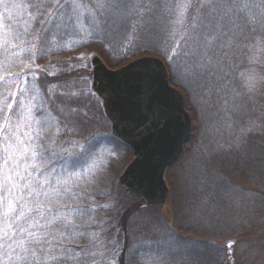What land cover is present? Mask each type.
<instances>
[{"label":"trees","instance_id":"trees-1","mask_svg":"<svg viewBox=\"0 0 264 264\" xmlns=\"http://www.w3.org/2000/svg\"><path fill=\"white\" fill-rule=\"evenodd\" d=\"M193 2L195 4H193L192 13H195L200 1ZM138 3L144 7L151 6L150 12L143 13V15H151L155 12L153 6L156 7L158 2L157 0H138ZM240 3L249 4L247 9L236 16L240 18L243 15L244 19L242 21L237 18L235 33L229 28L226 30V36L216 40V43L213 42L210 52L213 58L210 63L213 64L204 70H198L194 76H188L193 82L203 83L201 94L204 101L198 112L205 108L204 111L210 118L200 132L197 131L198 128L193 129L194 137L196 133L198 139L202 141L200 143L196 141L191 148H188V145L186 155L181 156L182 169L189 156L193 155L196 163L194 168L183 171L184 189L177 190L172 187L170 171L167 173V178L165 176L169 187L168 201L172 222L170 225L167 223L166 218L159 212V205L144 204L138 210L140 212L133 213L130 223L127 224L125 264H145V262L146 264H224L227 252L225 247L217 241L234 236L241 237L234 246L236 264H258V254L264 246V238L253 236L264 232V24L259 19V15L264 14L260 8L253 5L264 4V0H240ZM139 20H141L139 24L142 23V19ZM190 21L191 19L188 23ZM4 22L11 24L17 32L25 35L26 40L28 36L25 30L31 32L35 26L28 29L22 26L16 17ZM143 29L140 27L137 31L129 33L126 45L134 44L135 38L140 39L143 35L146 37L153 34L149 33L151 30ZM102 42L111 44L104 39ZM164 42L167 45L164 49L165 54L174 56L178 52L179 56L176 58L186 62L185 68L192 65V47L182 36L171 31L165 34ZM33 43L36 44L35 48H32L30 43H25L21 45V48L9 49L7 55L0 49V105L4 106V111L0 112V120L5 113H11L13 123L20 121L21 102L26 105L31 104L32 120L30 124L22 125L20 134L31 132L33 140L29 146L37 153L36 163L42 168L47 166V172L51 173L48 179L54 184V178L80 172L88 168L92 160L79 161L76 156H69L67 153L57 166L55 163L53 166L52 159L53 157L56 159L54 150L57 145L50 139H42L37 135L39 127L37 120L46 119L53 124L54 128L56 123L63 119L61 109L65 111L69 108L75 109V102L68 104L67 101L69 99L75 101L76 98L71 94V90L65 88L61 89L62 93L51 92L54 85L47 84L38 74V66L52 70L53 66L60 65L55 59L57 53L54 50L58 43H50L48 39L33 41ZM221 45L224 47L222 48ZM75 48L73 45L67 46L64 52H72ZM33 52L36 53V57L31 64L32 71L29 74L20 76L9 74V72L13 74L19 72L20 62H27ZM225 53H227L226 56ZM222 56L226 66L222 64L218 66L220 70H217L215 64ZM213 69L217 72L212 71ZM221 71H225V75L220 74ZM244 73H249L254 78L258 75L254 80L256 84L252 87L253 89L244 93L245 96L240 90V77ZM217 86H221L220 93H215ZM225 92L227 97L223 101ZM228 98L230 103L226 105L224 103H227ZM238 102L241 103V107L239 104L234 111L229 108L231 103L235 108ZM9 103L13 105L12 110L6 108ZM72 118L76 121L77 131L80 133L74 139L87 144V141L83 139L88 134L86 130L91 127V122L86 124L77 111ZM56 139L64 140L63 136ZM220 141L221 147H218ZM212 142L215 144L212 145ZM203 146L209 149L205 150ZM72 147L73 152L78 153L76 151L79 147L75 145ZM41 154L44 159L40 158ZM73 164L76 166L72 167ZM100 175L102 178L99 184L93 186L88 193L93 199L69 198L68 203L97 205L94 214L97 223L91 225L86 238L80 239L79 243L86 245L89 240L98 239L99 247L93 249L97 252L94 257L97 264H116L115 254H108L110 259L107 260L104 259V255L110 251H116L117 218L128 196L123 193L122 197H112L118 191H122V186L119 187L117 183H114L111 189L114 192L113 195L104 194L102 188L105 185L106 176H103V171ZM110 179L112 183L115 176ZM103 205L108 207H102ZM145 211L149 214H145L147 220L139 222L137 216ZM99 221H105V223L101 226ZM159 232L161 236H157ZM96 233H99L98 238L95 237ZM113 241L115 244L112 243ZM72 247L75 248V244ZM76 251L79 249L77 248ZM150 257L160 259L151 260ZM68 264H78V262L69 261Z\"/></svg>","mask_w":264,"mask_h":264},{"label":"snow or ice","instance_id":"snow-or-ice-1","mask_svg":"<svg viewBox=\"0 0 264 264\" xmlns=\"http://www.w3.org/2000/svg\"><path fill=\"white\" fill-rule=\"evenodd\" d=\"M0 5L3 6V12L0 13V49L5 55L9 49L21 48L25 43H30L31 47L35 48L33 41L46 40L47 34L53 30H67L72 27L73 18L81 7L76 0H21L19 3L0 0ZM253 6L260 8L264 14V4ZM192 7V0L165 5L170 14L175 12V19L170 23L184 26L185 32L190 28L194 33L191 37L193 63L184 69L186 76H194L198 70L207 67L212 61L210 52L213 42L227 35L225 29L233 23L234 16L247 9L249 4L240 3V0H200L196 15L191 17V24L186 25V14ZM18 10L27 12L30 19L39 25L33 27L31 32L25 30L27 40L25 35L17 32L11 24L4 22L13 20V13ZM151 10V7L131 4L128 0H95L93 6L88 9L97 24L109 19H128L133 14L142 18L143 13ZM35 57L36 53L33 52L27 62H20L19 72L9 74H29ZM78 59H83V56ZM223 59L222 56L217 61L218 66H222ZM172 71L175 73L177 69L173 67ZM246 87L250 88L251 85ZM73 102L71 99L67 101L68 104ZM6 108L12 110L13 105L9 103ZM20 109V121L13 123L11 113H5L0 120V264H68L69 261L97 264L94 259L97 252L93 249L99 247L98 239L89 240L86 245L79 243L80 239L86 238L91 225L97 223L94 219L97 205L72 204L67 201L69 198L93 199L88 193L102 178L100 173L103 169L97 163L99 157L94 158L92 164L80 172L54 178L53 184L48 179L51 173L47 172V166L42 168L36 163L37 153L29 146L33 140L31 132L20 134L22 125L30 124L32 120L31 104L21 102ZM3 111L4 106L0 105V112ZM61 112L63 119L57 122L54 128L46 119L37 120V135L42 139H50L52 143L56 142L57 137L63 136L80 149L79 153L69 152L68 149L63 151L69 156H76L79 161L93 157L90 148L74 139L80 134L77 131L78 125L72 118L76 110L61 109ZM40 158L44 159L43 154ZM104 223L105 221H99L101 226ZM101 230L103 231L102 227ZM98 236L99 233H96L95 237ZM112 243L115 244V241ZM73 244L75 248L72 247ZM77 248L79 251H76Z\"/></svg>","mask_w":264,"mask_h":264},{"label":"rangeland","instance_id":"rangeland-1","mask_svg":"<svg viewBox=\"0 0 264 264\" xmlns=\"http://www.w3.org/2000/svg\"><path fill=\"white\" fill-rule=\"evenodd\" d=\"M193 1L192 3L195 4V2ZM12 2L19 3L21 2V0H12ZM24 2H29V0H24ZM76 2L80 4L81 7L77 10L76 16H74L73 18V26L68 28L67 30H53V32L47 34L48 42L50 41V43H58V46L54 47V50H56L57 53L55 59L60 63V65H56V67L53 66L52 70L44 68L43 66H38V74L47 84L54 85V87L51 88V92L62 93V88L71 90V94L76 98V100L74 101L76 105L75 110L80 113L81 118L84 122H86V124H89V122H91V127L88 128L89 130H86V133L88 131V134L85 137L86 140L83 139V141H87V144L84 142L80 143L85 144V147H88L92 150L93 157L89 158V160H93L94 158L99 157V160L97 162L100 168L103 169V176H106V180L103 179L105 180V185H103L102 188V190L104 191L103 193L110 194V196L113 195L114 192L111 189L114 183H117V185L121 187L118 182V176L122 172L125 165L130 161L133 154L130 147L112 133L111 122L103 112L101 98L98 97L96 93L91 89L92 66L90 63V58L93 54L99 55L104 64L110 68H117L127 63L128 61L142 55L158 57L165 65L169 83L182 93L184 106L189 112L191 118V129L189 137L183 144L182 150L179 153L177 159L171 165H169L164 172V177L166 176L167 178V173L170 171L169 175L172 187H175L177 190H183L185 184L183 183V171L186 172L189 168H194V165L196 166V163L194 162V156L191 154L192 156H189L190 158H187L188 160L184 168L182 169L180 167V160L182 159L181 156L184 157L186 155V150L188 148H191L192 145L196 143V141H198L199 143L200 141H202L201 139H198L196 133L194 137L193 129L198 128L197 131L200 132L201 128L203 126H206L207 120H209L210 116H208L207 112L204 111L205 108H202L201 111L198 112L201 103L203 106L204 101L201 94L203 83H198L196 81L193 82L191 77L185 75L184 68L186 67V62L180 58H176V56H179L178 52L174 55L175 57L172 54L168 55L164 53V49L167 46L164 42V37L165 34H168V32L171 31L176 32L178 36H182V38L188 41L189 45L193 47L191 37L194 35V33L190 28L187 32H185L184 26L170 23L171 20L175 19V12L173 11L170 14L165 8V5H174L175 3L182 2V0H157V6H153L155 8V12H153L151 15H143V17L141 18L140 15L133 14L128 19H109L108 21L99 24L93 21L88 11V9L91 8L95 3V0H76ZM128 2L131 4H139L138 0H128ZM2 12L3 6L0 5V13ZM191 13L192 8H190L188 13L186 14V25H190L192 21H190L189 23L188 21L191 19V17L196 15V12L192 14ZM13 15L17 18V21L22 26L28 27V29L34 25V27H39V25L35 21L30 19L28 13L25 11L18 10L17 12H14ZM238 15L239 13L234 16L233 23L225 29V32L230 28V31L235 33V26H237L238 24L236 20L239 19L243 21L244 19L243 15L240 18L237 17V19L236 16ZM76 17H78V19ZM139 19H142V23L140 24L139 22L141 20ZM259 19L261 23L264 24V15H259ZM245 23L247 24V22ZM140 27L144 28L143 30L145 31L151 30L149 31V33H153L154 36L151 37V35L153 34L148 33L149 35L146 37L143 35V37L140 39L135 38L136 42L134 44L126 45V42L128 41V34L137 31L138 29H140ZM102 39H104V41H108V44H111L107 45L103 43ZM214 43L216 42L214 41ZM70 45L76 47L75 50L65 53L64 51L67 49V46ZM232 53L233 52H231V54ZM81 56H83V59H78V57ZM249 61L251 62L250 59ZM212 64L213 63H208L207 66ZM223 64H225L226 66L225 61H223ZM215 65H217V63ZM173 67L177 69L175 73H173L172 71ZM216 69L220 70L218 65ZM212 71L217 72L214 69ZM220 74L225 75V71H221ZM257 76L254 78L249 73H244L240 77V90L241 92H243L242 95L253 89L252 87L256 84L254 80L257 79ZM60 82L65 83L63 85L58 84ZM248 84L251 85L250 88L246 87V85ZM220 87L221 86H217L218 89L215 90V93H220ZM49 96H51V93ZM226 97L227 96L225 92L223 93V101L226 99ZM229 100L230 99L228 98L227 103L224 104L227 105L228 103H230ZM230 105L231 106L229 108H232L233 111L238 106L241 107L240 102L236 103L235 108L232 107V103ZM194 106L196 107L195 109ZM225 130L227 131L228 129ZM65 141L66 143H64ZM68 142L69 141L65 139H56L55 144L57 145V147L54 150L56 152V159H54V157L52 159L53 166L54 163L57 166L67 154V152L63 151V149H68L69 152H73V144ZM215 142H212V145L215 144ZM221 143V141L218 142V147H221ZM188 145L189 147L187 148ZM209 145H211V143H209ZM75 147L78 146L75 145ZM203 147L205 150L209 149V147L207 146ZM79 151L80 149H78V151L76 152L79 153ZM113 176H115V179L111 183L110 178L112 177L113 179ZM167 182L166 185L168 191L165 197V202L159 205V212L166 218L167 223L170 225V223L172 222V216L170 211V204L168 201L169 187ZM121 189V192L118 191L116 194H114V196H112L122 197L123 193L128 196L126 197L127 199H125L124 201V207L119 211V215L117 218L118 233L116 235V238L118 239V246H116V251H110L106 253V255H104V259L107 260L110 259L108 258V254H115L116 264H125L124 252L126 246V233L128 227L127 224L128 222L130 223L131 215L133 213L140 212L138 210H140L144 206V204H147L140 196L130 192L124 187H121ZM69 201L70 200H68L67 202ZM145 214L149 215L148 212L145 211L143 212V214L137 216L139 218V222H144V219L147 220V216ZM157 236H161V233L159 232ZM255 236L264 238V232L254 235L253 237ZM240 238V236H234L228 239L217 241L218 244L225 247L227 252V257L224 264H236L234 246L237 240H239ZM258 264H264V246L258 254Z\"/></svg>","mask_w":264,"mask_h":264},{"label":"water","instance_id":"water-1","mask_svg":"<svg viewBox=\"0 0 264 264\" xmlns=\"http://www.w3.org/2000/svg\"><path fill=\"white\" fill-rule=\"evenodd\" d=\"M90 63L91 89L101 98L112 133L133 154L118 176L120 186L149 205L163 204L165 169L177 159L191 129L182 93L169 83L165 65L155 56L110 68L93 54Z\"/></svg>","mask_w":264,"mask_h":264}]
</instances>
